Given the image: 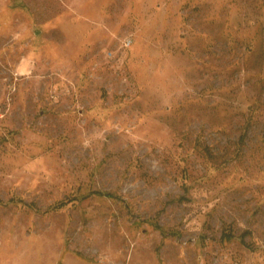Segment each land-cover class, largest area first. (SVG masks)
Returning <instances> with one entry per match:
<instances>
[{
	"label": "rangeland",
	"instance_id": "obj_1",
	"mask_svg": "<svg viewBox=\"0 0 264 264\" xmlns=\"http://www.w3.org/2000/svg\"><path fill=\"white\" fill-rule=\"evenodd\" d=\"M0 264H264V0H0Z\"/></svg>",
	"mask_w": 264,
	"mask_h": 264
},
{
	"label": "trees",
	"instance_id": "obj_2",
	"mask_svg": "<svg viewBox=\"0 0 264 264\" xmlns=\"http://www.w3.org/2000/svg\"><path fill=\"white\" fill-rule=\"evenodd\" d=\"M103 195V194H102ZM106 195H109V193H106ZM244 235V234H243ZM242 235V236H243ZM224 237H227L228 239L232 237L231 233H224L223 234Z\"/></svg>",
	"mask_w": 264,
	"mask_h": 264
}]
</instances>
